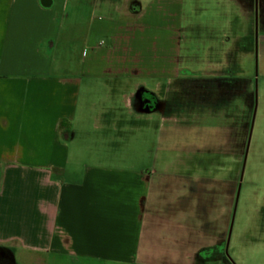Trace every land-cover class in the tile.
I'll list each match as a JSON object with an SVG mask.
<instances>
[{
  "label": "crops",
  "instance_id": "crops-1",
  "mask_svg": "<svg viewBox=\"0 0 264 264\" xmlns=\"http://www.w3.org/2000/svg\"><path fill=\"white\" fill-rule=\"evenodd\" d=\"M187 1L0 0V248L13 264H200L227 242L234 169L174 158L157 118H138L142 79L190 67Z\"/></svg>",
  "mask_w": 264,
  "mask_h": 264
},
{
  "label": "rangeland",
  "instance_id": "rangeland-1",
  "mask_svg": "<svg viewBox=\"0 0 264 264\" xmlns=\"http://www.w3.org/2000/svg\"><path fill=\"white\" fill-rule=\"evenodd\" d=\"M186 4L192 40L182 42L181 57L189 56L190 67L166 84L142 79L138 118H157V133L171 136L174 158L179 150L195 155L205 170L219 164L221 175L231 166L237 190L240 182L227 252L226 242L200 264H264V0ZM15 263L27 264L17 253Z\"/></svg>",
  "mask_w": 264,
  "mask_h": 264
},
{
  "label": "water",
  "instance_id": "water-1",
  "mask_svg": "<svg viewBox=\"0 0 264 264\" xmlns=\"http://www.w3.org/2000/svg\"><path fill=\"white\" fill-rule=\"evenodd\" d=\"M255 105H256V100H255ZM253 122H254V118H252V123H251V128H250V133H249L248 141H247V146H246L245 156H246V153H247V150H248L249 139H250V134H251V129H252V126H253ZM244 162H245V161H244ZM244 162H243V167H244ZM239 190H240V182H239L238 190H237V198H238V195H239ZM236 202H237V200H236ZM234 214H235V208H234V210H233V215H232V220H231V225H230V230H229V237H230V233H231V228H232V223H233ZM229 237H228V240H227L226 252H227V248H228Z\"/></svg>",
  "mask_w": 264,
  "mask_h": 264
},
{
  "label": "trees",
  "instance_id": "trees-1",
  "mask_svg": "<svg viewBox=\"0 0 264 264\" xmlns=\"http://www.w3.org/2000/svg\"><path fill=\"white\" fill-rule=\"evenodd\" d=\"M5 252L4 254H6V256H5V260L4 259H0L1 261H0V263L2 262V261H5L6 262V264H13V261H12V259H11V257H10V254L6 251V250H2V252ZM1 252V251H0Z\"/></svg>",
  "mask_w": 264,
  "mask_h": 264
}]
</instances>
